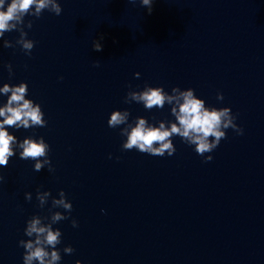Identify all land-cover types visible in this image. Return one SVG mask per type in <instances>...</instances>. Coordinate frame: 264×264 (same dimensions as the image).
<instances>
[{
    "label": "water",
    "instance_id": "95a60500",
    "mask_svg": "<svg viewBox=\"0 0 264 264\" xmlns=\"http://www.w3.org/2000/svg\"><path fill=\"white\" fill-rule=\"evenodd\" d=\"M0 264H264V0H0Z\"/></svg>",
    "mask_w": 264,
    "mask_h": 264
}]
</instances>
